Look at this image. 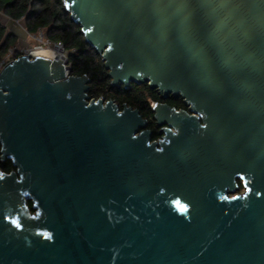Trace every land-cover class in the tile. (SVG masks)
Wrapping results in <instances>:
<instances>
[{
  "label": "water",
  "instance_id": "water-1",
  "mask_svg": "<svg viewBox=\"0 0 264 264\" xmlns=\"http://www.w3.org/2000/svg\"><path fill=\"white\" fill-rule=\"evenodd\" d=\"M62 3L111 87L188 112L154 104L156 144L67 60L5 64L0 264H264V0Z\"/></svg>",
  "mask_w": 264,
  "mask_h": 264
},
{
  "label": "trees",
  "instance_id": "trees-1",
  "mask_svg": "<svg viewBox=\"0 0 264 264\" xmlns=\"http://www.w3.org/2000/svg\"><path fill=\"white\" fill-rule=\"evenodd\" d=\"M0 13L9 20H21L29 35L38 30L45 33L52 44H59L66 53L67 66L73 76L89 79L87 96L90 99L113 101L119 109L123 105L137 109L143 118L151 115L150 105L157 100L155 91L147 85L131 83L128 88L111 87L101 58L84 42L80 28L71 22L62 0H0ZM17 34L0 25V60L17 42ZM14 170L10 161L0 162V171Z\"/></svg>",
  "mask_w": 264,
  "mask_h": 264
},
{
  "label": "rangeland",
  "instance_id": "rangeland-1",
  "mask_svg": "<svg viewBox=\"0 0 264 264\" xmlns=\"http://www.w3.org/2000/svg\"><path fill=\"white\" fill-rule=\"evenodd\" d=\"M24 21L21 19L20 21V26H18V24H16V22H13L12 20H9L7 17H5L2 13H0V25H3L6 27L7 31H12L14 33L17 34V42L16 45L13 47L15 48L17 53H24V52H34L37 49H39L40 47L43 49H47V48H55L56 45L50 43L49 45L46 44V40L45 37H43L42 39L37 35H29L26 30L22 29L24 27ZM43 34H45L43 32ZM61 54L66 57V53L62 51V49L60 48ZM66 65V64H65ZM107 101V100H105Z\"/></svg>",
  "mask_w": 264,
  "mask_h": 264
},
{
  "label": "flooded vegetation",
  "instance_id": "flooded-vegetation-1",
  "mask_svg": "<svg viewBox=\"0 0 264 264\" xmlns=\"http://www.w3.org/2000/svg\"><path fill=\"white\" fill-rule=\"evenodd\" d=\"M155 95L157 97V100L152 102L153 105L150 106V109L154 106V104L162 103V104H165L169 109H171L175 112H180V111L188 112V109H187L186 105L184 104V101L181 97H175L171 94L164 96V95L158 93L157 91H155ZM143 119H145L147 121V126H146L145 130H147L151 133L150 142H155L156 144H158L159 141H161L162 137L164 136V135H159V132L164 127H158L157 126V123L153 120V114L152 113L148 118H143ZM235 183H236V191L234 194L235 195H242L243 192L245 191V188L242 184V181L240 179H236ZM29 207H31V204H29Z\"/></svg>",
  "mask_w": 264,
  "mask_h": 264
},
{
  "label": "built area",
  "instance_id": "built-area-1",
  "mask_svg": "<svg viewBox=\"0 0 264 264\" xmlns=\"http://www.w3.org/2000/svg\"><path fill=\"white\" fill-rule=\"evenodd\" d=\"M22 20H23V18H21ZM13 22H16V24H18V26H20L19 24H20V21L21 20H12ZM22 29H24V27L22 28ZM25 30V29H24ZM37 35L42 39L43 37H45V40H46V44H50V42L46 39V35L45 34H43V32L41 31V30H38L37 31ZM57 47H59V48H61V46L59 45V44H55ZM41 48V47H40ZM62 49V48H61ZM63 51V50H62ZM23 55H25V56H30L31 58H34V56L32 55V52L31 51H28L27 53L26 52H24V53H17L16 52V50H15V48H11V49H9L8 50V52H7V54L0 60V70H1V68L5 65V64H7V63H11V61H14V60H16V58L17 57H19V56H23ZM64 57V56H63ZM64 60H67L66 59V57H64ZM153 105V103H151V105L150 106H152Z\"/></svg>",
  "mask_w": 264,
  "mask_h": 264
},
{
  "label": "bare ground",
  "instance_id": "bare-ground-1",
  "mask_svg": "<svg viewBox=\"0 0 264 264\" xmlns=\"http://www.w3.org/2000/svg\"><path fill=\"white\" fill-rule=\"evenodd\" d=\"M32 55L34 57L39 56V57H44V58H48L50 60H62L64 61V57L61 54L60 48L59 47H55V48H47V49H43V48H39L36 51L32 52Z\"/></svg>",
  "mask_w": 264,
  "mask_h": 264
}]
</instances>
